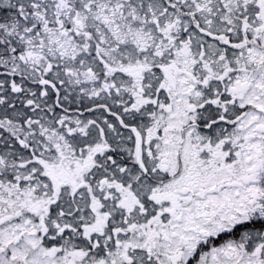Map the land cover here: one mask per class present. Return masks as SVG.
I'll return each instance as SVG.
<instances>
[{"label":"snow or ice","instance_id":"6c2138e0","mask_svg":"<svg viewBox=\"0 0 264 264\" xmlns=\"http://www.w3.org/2000/svg\"><path fill=\"white\" fill-rule=\"evenodd\" d=\"M0 264H264V0H0Z\"/></svg>","mask_w":264,"mask_h":264}]
</instances>
